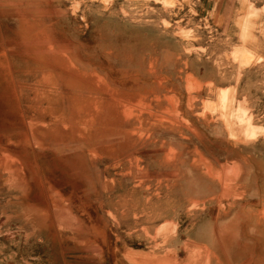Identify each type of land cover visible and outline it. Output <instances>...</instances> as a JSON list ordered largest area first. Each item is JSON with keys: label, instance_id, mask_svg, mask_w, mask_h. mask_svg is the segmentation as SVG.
<instances>
[{"label": "rangeland", "instance_id": "rangeland-1", "mask_svg": "<svg viewBox=\"0 0 264 264\" xmlns=\"http://www.w3.org/2000/svg\"><path fill=\"white\" fill-rule=\"evenodd\" d=\"M0 264H264V0H0Z\"/></svg>", "mask_w": 264, "mask_h": 264}]
</instances>
